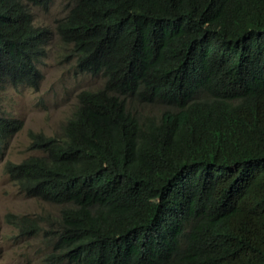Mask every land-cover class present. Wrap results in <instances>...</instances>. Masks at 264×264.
<instances>
[{"label":"trees","instance_id":"trees-1","mask_svg":"<svg viewBox=\"0 0 264 264\" xmlns=\"http://www.w3.org/2000/svg\"><path fill=\"white\" fill-rule=\"evenodd\" d=\"M52 2L0 0V81L39 85L49 30L31 4ZM56 23L103 83L6 163L57 219L9 220L48 221L49 260L264 264V0H73ZM23 124L0 114V141Z\"/></svg>","mask_w":264,"mask_h":264},{"label":"rangeland","instance_id":"rangeland-1","mask_svg":"<svg viewBox=\"0 0 264 264\" xmlns=\"http://www.w3.org/2000/svg\"><path fill=\"white\" fill-rule=\"evenodd\" d=\"M73 0H53L47 6L31 4L36 25L47 27L49 36L46 51L36 64L42 73L38 86L0 81V114L23 119V127L0 141V264H74L68 260H49L53 239L47 237L48 221L37 233H23L9 214L57 219L61 206L27 194L10 177L6 170L8 160L20 161L39 153L30 149L31 131L53 134L60 131L62 123L78 102V93L103 83L101 74L78 69L77 59L62 40L56 20L69 9ZM164 108L161 104L139 105L144 113H154Z\"/></svg>","mask_w":264,"mask_h":264},{"label":"bare ground","instance_id":"bare-ground-1","mask_svg":"<svg viewBox=\"0 0 264 264\" xmlns=\"http://www.w3.org/2000/svg\"><path fill=\"white\" fill-rule=\"evenodd\" d=\"M84 120V119H83ZM123 184V183H122ZM95 193V192H94ZM98 194V193H97ZM135 197V196H134ZM173 212V211H172ZM175 213V212H174ZM173 217V216H172ZM178 223V222H177ZM180 223V222H179ZM180 226V225H179ZM154 250V249H153Z\"/></svg>","mask_w":264,"mask_h":264}]
</instances>
